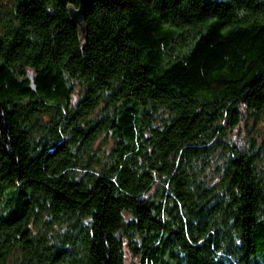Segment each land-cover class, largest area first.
Listing matches in <instances>:
<instances>
[{
  "label": "trees",
  "instance_id": "16d2710c",
  "mask_svg": "<svg viewBox=\"0 0 264 264\" xmlns=\"http://www.w3.org/2000/svg\"><path fill=\"white\" fill-rule=\"evenodd\" d=\"M0 0V264H264V0Z\"/></svg>",
  "mask_w": 264,
  "mask_h": 264
},
{
  "label": "water",
  "instance_id": "95a60500",
  "mask_svg": "<svg viewBox=\"0 0 264 264\" xmlns=\"http://www.w3.org/2000/svg\"><path fill=\"white\" fill-rule=\"evenodd\" d=\"M97 0H78L79 8H69V16L73 24L78 26L81 32L85 29V14L87 9L96 2Z\"/></svg>",
  "mask_w": 264,
  "mask_h": 264
}]
</instances>
